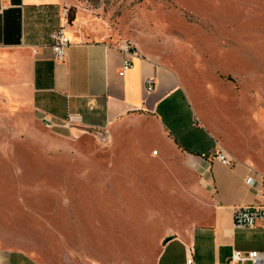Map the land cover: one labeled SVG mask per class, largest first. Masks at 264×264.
<instances>
[{
	"label": "crops",
	"instance_id": "obj_1",
	"mask_svg": "<svg viewBox=\"0 0 264 264\" xmlns=\"http://www.w3.org/2000/svg\"><path fill=\"white\" fill-rule=\"evenodd\" d=\"M76 1L0 0V88L37 120L50 122V130L59 136L108 133L112 150L98 156L103 161L91 170L97 176L94 183L102 185L122 174L113 183L128 192L121 195L122 205L161 209L154 219L132 220L127 230L122 220H96L102 233L86 237L91 241L83 254L66 248V264H127L123 258L111 259L107 224L116 232V222L120 238L140 239L135 257L148 254L147 239L158 240L157 256L147 264H186L188 247L194 248L195 264H233L236 250L264 251L262 223L253 229L234 227L235 208L264 206L258 183V175L264 174V149L250 146L236 123L226 144L218 139V78L209 83L215 94L202 103L189 81L168 63L125 40L104 38L83 14L73 12ZM61 27L70 45L65 60L57 61L51 35ZM128 44L136 56L124 53ZM126 59L133 66L121 77ZM149 79L152 92L147 90ZM69 117L77 122L66 126ZM219 148L237 160L233 167L211 154ZM248 177L256 184L247 185ZM174 222L170 233L169 223ZM0 264L45 263L26 251L0 248Z\"/></svg>",
	"mask_w": 264,
	"mask_h": 264
},
{
	"label": "rangeland",
	"instance_id": "obj_2",
	"mask_svg": "<svg viewBox=\"0 0 264 264\" xmlns=\"http://www.w3.org/2000/svg\"><path fill=\"white\" fill-rule=\"evenodd\" d=\"M73 12L104 38L130 42L171 65L202 103L215 94L209 83L218 78V139L226 144L236 123L250 146L264 149V0H77ZM80 134H55L0 88V248L66 264V248L83 254L87 238L102 233L98 219L122 220L127 230L132 220L156 218L158 206L122 205L121 195L128 192L113 186L122 174L94 183L91 170L102 167L96 164L102 152L112 150L110 136ZM114 225L116 232L107 224L112 260L147 264L156 258V238L146 240L148 254L135 257L140 239L120 238L121 227ZM175 226L169 223L170 233Z\"/></svg>",
	"mask_w": 264,
	"mask_h": 264
},
{
	"label": "built area",
	"instance_id": "obj_3",
	"mask_svg": "<svg viewBox=\"0 0 264 264\" xmlns=\"http://www.w3.org/2000/svg\"><path fill=\"white\" fill-rule=\"evenodd\" d=\"M52 41V51L54 54V58L57 61H64L67 54V49L70 45L69 39L63 27L54 31L51 35ZM124 53L128 57L136 56V52L132 49L130 44L122 47ZM133 63L126 59L121 67L119 72V76H124L127 70L131 69ZM148 84V91L152 92L154 90L153 80L149 79L146 81ZM77 122V118L69 117L68 121L65 123L66 126H71ZM44 125L48 129H52L54 126L45 121ZM217 161H219L225 167H233L237 160L232 157L229 153H227L222 148H219L218 151L215 149L211 153ZM206 157V155H203ZM259 189L261 194L264 196V174H259ZM246 184L253 186L256 184V180L253 177H248L246 180ZM257 223H262L264 225V206L256 207V206H248V207H238L234 209V227L236 229H253ZM187 261L186 264H195L194 262V248L188 247L186 249ZM233 264H264V251H250L246 254H243L240 251H234L232 256Z\"/></svg>",
	"mask_w": 264,
	"mask_h": 264
}]
</instances>
